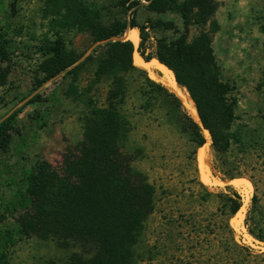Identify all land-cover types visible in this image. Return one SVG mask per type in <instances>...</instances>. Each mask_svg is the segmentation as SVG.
<instances>
[{
    "label": "rangeland",
    "instance_id": "rangeland-1",
    "mask_svg": "<svg viewBox=\"0 0 264 264\" xmlns=\"http://www.w3.org/2000/svg\"><path fill=\"white\" fill-rule=\"evenodd\" d=\"M118 1L4 0L0 34L7 44L8 61L0 66L9 69V74L5 85L0 86V123L12 106L24 99L18 105L22 110L15 121L18 134L13 135L8 150L0 153L2 228L15 227L17 214L12 216L10 208L18 201L17 193L23 194V171L42 161L59 169L63 154L82 140V119L87 108L106 106L109 82L94 76L103 52L92 53L95 48L90 51L95 41L89 26L101 23L108 27L128 21L129 13L121 9ZM213 3L215 11L203 24H196L191 18L185 26L174 12L156 14L144 7L134 16L139 25L155 26L147 30L146 54L154 52L157 39L175 40L185 34L186 42L191 44L200 34H207L220 81L228 85L229 102L234 104L228 152L220 158L215 156L209 135L205 171L208 182H203L197 158L200 148L195 150L184 129L187 119L197 124L206 144V130L200 120H194L177 93L163 84L157 68L149 70L133 64L173 94L180 108L158 98L161 94L149 87L140 73L126 75L128 95L124 109L132 129L123 141V150L133 157L132 167L157 191L155 209L143 238L146 246L156 249L157 256L143 264H264V244L248 233V229L257 233L264 227V0H213ZM57 37L62 38L67 53L79 58L72 68L89 55L92 59L72 75L45 85L39 91L42 100L28 104L40 78L37 75L42 61L40 48ZM139 42L137 45L131 42L132 62L134 57L142 60ZM153 62L158 61L144 63ZM140 86L145 90L144 97ZM228 178L240 183L233 185ZM197 182L210 193L224 192L229 186L239 194L243 219L237 228L232 221L236 215L229 219L232 234L223 226L217 227L216 203L200 204L191 194H202ZM190 214L204 220L201 229L191 228ZM76 251L62 250L51 240L31 236L8 250V264H64Z\"/></svg>",
    "mask_w": 264,
    "mask_h": 264
},
{
    "label": "trees",
    "instance_id": "trees-1",
    "mask_svg": "<svg viewBox=\"0 0 264 264\" xmlns=\"http://www.w3.org/2000/svg\"><path fill=\"white\" fill-rule=\"evenodd\" d=\"M118 4L129 13L128 21L115 22L108 27L101 23L89 26L95 43L113 38L92 51L103 52L94 76L109 82L106 106L87 108L82 119V140L63 154L59 169L42 161L23 171V194L17 193L18 201L10 208L12 216L17 214L15 227L0 226V264H8V250L31 236L51 240L62 250L76 249L64 264H143L157 256L156 249L152 250L143 241L146 223L155 209L157 191L132 167L133 157L123 150V141L132 129L124 109L128 95L126 75L140 73L144 82L161 94L158 98L176 105V109L181 104L163 86L151 81L143 70L133 66L134 47L129 39H124L130 29L138 31L140 58L146 63L156 60L164 65L174 75L176 84L186 89L203 129L210 135L214 155L220 158L228 152L234 104L229 102L228 85L220 81L209 36L202 33L191 44L186 42L185 34L175 40L157 39L154 52L146 54L147 30L155 26L139 25L134 17L137 10L144 7L156 14L174 12L185 26L191 18L196 24H203L215 11L213 0H182L180 3L177 0H119ZM3 6L4 0H0V12ZM6 45L0 34V64L8 61ZM40 51L42 61L37 70L40 78L36 80L32 90L35 94L28 104L42 100L39 91L45 85L72 75L85 61L92 59L89 55L72 68L79 58L65 51L60 37L42 45ZM8 74L9 69L0 66V86L5 85ZM139 89L144 97L143 86ZM23 99L12 106L0 123V153L8 150L13 135L18 134L15 121L22 110L18 105ZM184 127L195 150L201 148L205 141L199 126L187 119ZM197 186L202 194H191L200 204L216 203L217 227L223 226L232 234L228 221L241 208L239 194L229 186L218 193L208 192L200 182ZM188 221L191 228L201 229L204 220L190 214ZM248 233L264 244V227L257 233L248 229Z\"/></svg>",
    "mask_w": 264,
    "mask_h": 264
},
{
    "label": "bare ground",
    "instance_id": "bare-ground-1",
    "mask_svg": "<svg viewBox=\"0 0 264 264\" xmlns=\"http://www.w3.org/2000/svg\"><path fill=\"white\" fill-rule=\"evenodd\" d=\"M126 39H130V41L134 44L137 45L139 42V38H138V32L137 30H129L127 35H125ZM133 64L135 66H139V65H144L146 66L149 70L157 68L161 74V81L163 82V84L171 89H173L180 101L182 102V104L186 107L187 111L189 112V114L192 116V118L196 121H199L198 116H197V112L195 110L194 104L193 102L190 100V98L188 97V95L186 94V92L184 91V89L180 88L176 82L175 79L173 77V74L170 70H168L166 67H164L163 65L159 64L158 62H153L150 64H146L144 62H142V60L138 59V58H133ZM204 137L206 139V144L200 148L198 150L197 153V158H198V162H199V166L201 169V179L203 182H208V178L205 175V171H206V162H207V148H208V144H209V134L205 131L204 132ZM233 185H238L240 183L239 180H235L230 182ZM243 211H244V207H242L240 209V211L236 214V216L233 218L232 221H234L235 227H239L242 219H243ZM237 218L239 219V221L237 220Z\"/></svg>",
    "mask_w": 264,
    "mask_h": 264
},
{
    "label": "water",
    "instance_id": "water-1",
    "mask_svg": "<svg viewBox=\"0 0 264 264\" xmlns=\"http://www.w3.org/2000/svg\"><path fill=\"white\" fill-rule=\"evenodd\" d=\"M130 30H131V29H130ZM112 39H113V38H110V39H107V40H104V41H101V42H97V43H95V44L91 47L90 51L93 50L94 48L100 46V45H103V44L109 42V41L112 40ZM125 40H127L126 37H125Z\"/></svg>",
    "mask_w": 264,
    "mask_h": 264
}]
</instances>
